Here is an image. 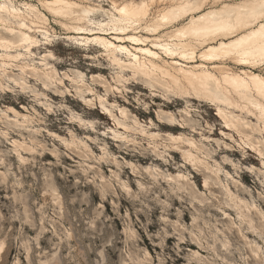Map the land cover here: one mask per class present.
I'll use <instances>...</instances> for the list:
<instances>
[{
	"label": "rangeland",
	"instance_id": "1",
	"mask_svg": "<svg viewBox=\"0 0 264 264\" xmlns=\"http://www.w3.org/2000/svg\"><path fill=\"white\" fill-rule=\"evenodd\" d=\"M13 2L18 7L25 2L36 5L47 15L50 39L38 35L41 42L33 49L35 55L24 61L41 69L40 56L51 52L47 61L57 69L63 84L46 86L31 73L23 76L25 87L0 79V114L5 111L10 116L0 119V264H264V253L257 260L250 251L255 243L264 250L261 215L252 212L258 233L242 224L246 240L238 231L239 215L226 205L223 190L206 189L205 173L187 164L181 153L166 148L162 139L158 145L164 152L157 155L148 139L137 133L134 144L116 137L115 122L102 109L99 97L119 117L120 107L127 108V123L138 118L162 137L166 129L159 128V120H167L158 112L164 110L163 117L173 113L174 124L186 127L189 136L215 150V159L230 172L228 176L221 173L224 183L251 203L255 201L264 212V173L258 171H264V165L237 131L225 130L216 105L164 93L159 87L133 80L129 71L119 78L120 69L109 61L105 48L76 38L79 34L61 22H68L66 18L44 10L40 0ZM100 3L111 8L108 0ZM11 63L7 74L19 76L20 62ZM259 69L264 72V65ZM88 100L93 101L89 104ZM9 107L29 115L28 123L16 125ZM228 111L258 125L254 133L244 128L255 143L264 140V132L259 130L263 123L255 116L238 109ZM222 130L234 134L235 141L223 136ZM14 140L35 148L19 149L27 161L18 157ZM224 142L230 144V151ZM226 156L235 165L227 164ZM131 162L140 173L133 171ZM147 166L161 173L153 176L144 169ZM251 166L256 172L249 171ZM180 172L187 176L181 181L183 189L167 180ZM140 183L144 185L140 187ZM244 188L254 199L243 194Z\"/></svg>",
	"mask_w": 264,
	"mask_h": 264
},
{
	"label": "bare ground",
	"instance_id": "2",
	"mask_svg": "<svg viewBox=\"0 0 264 264\" xmlns=\"http://www.w3.org/2000/svg\"><path fill=\"white\" fill-rule=\"evenodd\" d=\"M108 1L111 8L105 7L108 4L95 3L93 0H40V4L53 16L66 18L68 22H61L73 29L75 34H79L76 38L101 44L109 61L120 69L119 78L124 77L123 72L129 71L133 80L142 81L150 87H159L164 93L213 102L225 130L237 131L241 141L253 149L264 165V140L255 143L252 134L244 131V128H249L254 133L258 125L254 126L240 114L228 111L238 109L255 116L263 123L259 130L264 132V101L261 100H264V72L259 69L264 65V7H261L260 0H213L209 8L207 5L210 0ZM0 6H3L0 8V48L3 49L0 52V79L8 78L25 87L27 83L23 76L31 73L43 79L46 86L62 85L63 78H57V69L47 61L53 56L51 52L40 56V63L44 68L39 69L35 64L24 61L35 55L33 49L41 42L38 35L43 39H50L51 33L46 25L47 15L44 11L28 2L23 3V7H18L13 0H0ZM13 61L20 62L17 66L21 73L17 77L7 74V67ZM65 75L73 79L69 74ZM125 87L124 85L123 88ZM112 88L123 92L119 86ZM88 89L93 91L92 88ZM92 101L86 102L90 104ZM99 101L102 109L115 122L116 129H113V133L116 137L134 144V133H137L141 138L148 139L149 146L157 155H163L164 152L159 150L158 145V139H162L166 148L169 147L175 154L181 153L187 164L203 171L204 187L208 190L212 187L223 190L226 205L237 211L241 224L238 231L246 240L248 237L243 232L242 224H246L252 233H258L259 230L257 224H254L253 210L261 215L263 220L260 225L264 227L263 210L255 201L251 203L246 196L235 193L229 183H224L221 173L225 171L228 176L230 172L215 159V150L208 149L202 140L200 143L189 136L184 131L186 127L174 124L176 117L173 113L163 117L161 115L165 111L158 112L161 119L167 120H159V128L166 129L165 137H162L158 132L145 127L138 118L127 123V108L120 107L119 117L108 107L102 96ZM8 111L16 117L13 120L16 125L28 123L29 115L14 107H9ZM6 113L2 111L0 119L10 118ZM102 114L106 115L104 112ZM18 118H22L23 122ZM185 122L186 120L183 123ZM225 130H222V135L235 141V135ZM202 136L210 139V136L203 133ZM64 141L66 146L71 147L67 140ZM79 142L94 154L87 142ZM13 143L18 157L23 161L28 159L19 152L20 148L24 151L35 150L22 141L14 140ZM224 144L227 151H230V144ZM224 161L235 165L229 156L224 157ZM114 162H118L116 158ZM130 165L135 173L139 172L136 164L131 162ZM144 169L153 176H156L154 173H161L152 166ZM249 171L254 173L256 168L251 166ZM258 171L264 173L261 168ZM181 173L175 177H167L179 189L184 188L181 181L187 179ZM143 185L140 183V187ZM126 187L130 189L128 184H125ZM243 194L254 199L247 188H244ZM225 213L230 215L227 211ZM260 233L262 237L264 232L261 230ZM223 245L228 246L227 243ZM251 247L252 255L259 260L264 253L263 248L257 243ZM196 254L200 255L199 251Z\"/></svg>",
	"mask_w": 264,
	"mask_h": 264
},
{
	"label": "snow or ice",
	"instance_id": "3",
	"mask_svg": "<svg viewBox=\"0 0 264 264\" xmlns=\"http://www.w3.org/2000/svg\"><path fill=\"white\" fill-rule=\"evenodd\" d=\"M261 3V7H264V0H260ZM3 6H0V8H2Z\"/></svg>",
	"mask_w": 264,
	"mask_h": 264
}]
</instances>
